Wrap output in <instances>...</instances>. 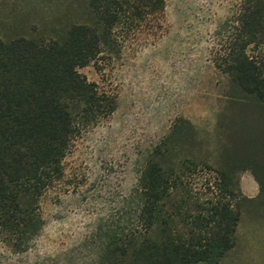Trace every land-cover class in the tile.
I'll list each match as a JSON object with an SVG mask.
<instances>
[{
  "label": "trees",
  "instance_id": "16d2710c",
  "mask_svg": "<svg viewBox=\"0 0 264 264\" xmlns=\"http://www.w3.org/2000/svg\"><path fill=\"white\" fill-rule=\"evenodd\" d=\"M226 30L213 64L228 79L227 101L263 115L264 0H241ZM166 32V0H88L86 21L58 37L0 39V233L14 254L40 236L41 200L63 181L75 142L117 110V94L80 70L101 73L132 38ZM185 130H193L189 122L174 135ZM171 143L149 156L127 201L130 218L106 233L94 264H221L235 249L249 202L235 176L250 170L264 185V140L223 147L216 169L174 161ZM199 168L216 176L215 185L193 187Z\"/></svg>",
  "mask_w": 264,
  "mask_h": 264
},
{
  "label": "rangeland",
  "instance_id": "374dc122",
  "mask_svg": "<svg viewBox=\"0 0 264 264\" xmlns=\"http://www.w3.org/2000/svg\"><path fill=\"white\" fill-rule=\"evenodd\" d=\"M240 1L166 0L167 32L161 38H132L101 73L92 65L80 70L89 82L117 94V110L75 142L63 181L41 200L44 226L30 250L14 254L0 233V264H94L106 233L130 218L127 201L161 142L177 147L174 161L195 159L215 169L223 147L231 151L249 141L260 146L264 114L229 105L228 79L213 64ZM87 5L88 0H0V39L58 37L86 21ZM184 122L193 130L175 136ZM215 177L199 168L190 179L201 191L215 185ZM235 178L249 202L237 245L221 264H264V185L250 170Z\"/></svg>",
  "mask_w": 264,
  "mask_h": 264
}]
</instances>
